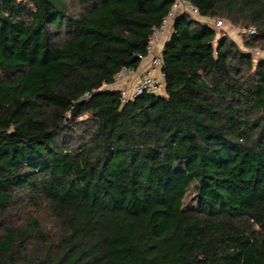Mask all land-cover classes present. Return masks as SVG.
<instances>
[{"label": "trees", "instance_id": "obj_1", "mask_svg": "<svg viewBox=\"0 0 264 264\" xmlns=\"http://www.w3.org/2000/svg\"><path fill=\"white\" fill-rule=\"evenodd\" d=\"M190 1L264 47V0ZM171 5L0 0V264H264V59L182 13L163 92L107 88Z\"/></svg>", "mask_w": 264, "mask_h": 264}, {"label": "built area", "instance_id": "obj_2", "mask_svg": "<svg viewBox=\"0 0 264 264\" xmlns=\"http://www.w3.org/2000/svg\"><path fill=\"white\" fill-rule=\"evenodd\" d=\"M186 13L192 18L209 23L213 28L218 29L223 25L219 18L207 19L200 15L198 8L190 0H172V5L162 19L158 27L153 28V33L148 38L146 55H139L140 63L137 68H122L115 76L114 81L107 85V88L115 89L119 92L121 104L132 100L142 93H162L165 87V72L163 70L162 51L155 49L158 41L162 37H169L173 31L174 19ZM242 33L253 35L255 30L251 26L241 27ZM264 59V50L259 54ZM147 60L144 68L140 69L141 64ZM89 96L86 93L84 97Z\"/></svg>", "mask_w": 264, "mask_h": 264}, {"label": "rangeland", "instance_id": "obj_3", "mask_svg": "<svg viewBox=\"0 0 264 264\" xmlns=\"http://www.w3.org/2000/svg\"><path fill=\"white\" fill-rule=\"evenodd\" d=\"M223 21V25L216 29L217 36L219 37L220 35L225 34L230 38L232 41L236 43V45L241 49L242 51H249L252 56H253V61L256 63V61L259 58H262L259 56L262 50H264V47H247L245 46V41L249 38L248 35L242 33L241 27H244L245 25H233L229 21H226L222 18H219ZM246 27V26H245ZM258 45V44H256ZM40 218L43 219V215H40Z\"/></svg>", "mask_w": 264, "mask_h": 264}, {"label": "crops", "instance_id": "obj_4", "mask_svg": "<svg viewBox=\"0 0 264 264\" xmlns=\"http://www.w3.org/2000/svg\"><path fill=\"white\" fill-rule=\"evenodd\" d=\"M165 41H166V37H162V38L158 41L157 45L155 46V49L158 50V51H162ZM146 64H147V60L144 61V62L141 64L142 66L140 67V69L144 68V66H145Z\"/></svg>", "mask_w": 264, "mask_h": 264}]
</instances>
